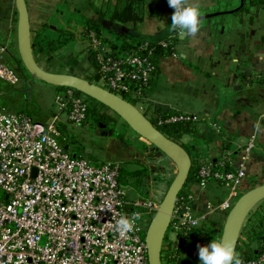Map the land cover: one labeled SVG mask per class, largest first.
<instances>
[{
    "label": "crops",
    "instance_id": "obj_1",
    "mask_svg": "<svg viewBox=\"0 0 264 264\" xmlns=\"http://www.w3.org/2000/svg\"><path fill=\"white\" fill-rule=\"evenodd\" d=\"M188 3L196 6L200 15L216 13L199 19L195 34L170 30L174 9L167 0H137L138 18L125 23L110 18L116 0H26L33 52L39 58L38 64L46 70L73 69L78 75L92 79L97 72L92 55H87L88 27L97 26L100 35L116 45L129 40L158 43L171 37V52L159 59L156 75L138 98L140 108H137L142 112L156 110L191 116L192 130L182 134L179 142L200 161H213L222 152L229 153L234 168L243 169L240 187L246 186L264 174V134L254 127L259 123L264 128V0H188ZM16 18L15 0H0V58L8 65L16 60L15 53L18 55ZM256 75L262 78L255 79ZM23 79L24 85L16 89L15 99L3 106L29 116L35 123H45L57 112L51 103L43 106L33 99L31 113L25 114L27 103L22 102L21 95L32 81L24 76ZM50 86L55 94L57 89ZM58 117L63 130L67 129L66 113L60 111ZM68 136L89 137L86 130L80 134L71 131ZM249 142L253 146L247 149ZM72 143L76 145L71 142L68 148ZM133 143L128 138H102L101 143L84 146L77 152L89 153L99 161L123 162L133 172L130 165L135 164L134 159L117 158L118 154L122 157L128 153L127 147ZM146 148L143 152L160 156L152 147ZM129 177L126 182L130 191H134L132 197L154 191L145 187L140 192L130 184ZM184 187L192 196L190 205L194 214L201 219L192 245L198 263V246L219 240L218 227L223 225L227 212L220 204L233 185L187 180ZM204 223L209 224L206 229Z\"/></svg>",
    "mask_w": 264,
    "mask_h": 264
},
{
    "label": "built area",
    "instance_id": "obj_2",
    "mask_svg": "<svg viewBox=\"0 0 264 264\" xmlns=\"http://www.w3.org/2000/svg\"><path fill=\"white\" fill-rule=\"evenodd\" d=\"M170 39L158 43L172 48ZM86 40L103 87L123 98L141 97L154 77V65L147 57L139 49H112L90 29ZM143 44L144 49L147 43ZM0 81L12 87L20 81L1 58ZM130 81L137 87H130ZM2 95L0 90V264H148L145 232L159 205L155 192L130 197L131 188L119 181L117 161H93L85 152L65 150L69 143L61 141L58 112L66 113L68 124L82 126L88 108L83 95L69 88L60 90L54 98L57 113L42 124L6 109ZM153 117L157 125L193 121L185 114ZM252 146L249 142L247 149ZM196 162L205 183L235 186L243 174V169L234 168L227 152L213 161ZM191 199L184 187L175 201L168 228L176 238L163 242V264L189 261L193 231L201 223L192 211ZM224 207L228 210L230 204ZM251 211L244 228L248 218L253 222L262 216ZM136 214L140 219L131 231L117 228L122 216ZM234 256L240 264H264V250L255 255L235 252Z\"/></svg>",
    "mask_w": 264,
    "mask_h": 264
},
{
    "label": "water",
    "instance_id": "obj_3",
    "mask_svg": "<svg viewBox=\"0 0 264 264\" xmlns=\"http://www.w3.org/2000/svg\"><path fill=\"white\" fill-rule=\"evenodd\" d=\"M16 47L19 61L33 78L55 87L72 89L100 103L113 112L140 139L152 145L155 151L164 154L176 166V173L159 200L146 232L145 243L148 264H163V242L170 224L175 201L183 190L192 168V159L185 147L162 133L151 120L133 103L105 89L100 81H91L74 73L55 72L42 68L36 61L32 42L29 14L26 0H15ZM216 13L199 15L198 19L214 16ZM219 14V13H218ZM68 145H65V150ZM264 199V181L241 193L227 210L220 229L219 240L232 245L235 253L241 227L253 207Z\"/></svg>",
    "mask_w": 264,
    "mask_h": 264
},
{
    "label": "rangeland",
    "instance_id": "obj_4",
    "mask_svg": "<svg viewBox=\"0 0 264 264\" xmlns=\"http://www.w3.org/2000/svg\"><path fill=\"white\" fill-rule=\"evenodd\" d=\"M77 13V12H75ZM80 14V13H78ZM68 16V14H64V17L66 18ZM89 29H93L92 27H88L87 30ZM93 31H95L93 29ZM100 35V34H99ZM101 39L104 41V43L109 44L108 41L102 36ZM110 42V41H109ZM131 42L134 41H122L121 44L117 45V51H121L120 47L122 44H131ZM112 45H116L113 42H110ZM89 41H87V45H86V50H87V55L91 56L93 55V51L89 48ZM56 47V46H54ZM54 49V48H53ZM55 50V49H54ZM51 53L54 54V51H51ZM65 53V52H64ZM57 54V53H56ZM66 54V53H65ZM15 55L17 56L15 59V61H11V64H7L12 70H14L19 76H20V81L14 85L15 87L9 86L6 83L0 81V90L3 92V95L1 97V102L2 104H4L5 106H8V102L9 100L15 99L16 94V89L19 86L24 85V79L23 76L29 80L32 81L31 86L28 85V87H26L27 91L23 92V96L21 95V99L23 103H27V109L29 110H25V114H28V112L31 113L30 107H31V100H39V102L43 105L46 106L48 103H51V107L53 109H55V111H57V106L54 102V98L55 95L57 93H59L60 89H58V87H55L57 89V91L54 93H52V91H50L49 88H51V86L39 79L33 78L31 77L22 67L18 55L15 53ZM82 55V54H81ZM36 61L38 62L39 58L37 56H35ZM91 58V57H90ZM38 59V60H37ZM39 63V62H38ZM6 64V63H5ZM16 64L18 66H16ZM42 66V64L40 65ZM18 67L21 68L22 73L18 71ZM72 72L74 74H77L76 72L73 71V69H71ZM71 70H66V72H69ZM78 75V74H77ZM80 76V75H79ZM5 85V86H4ZM7 87V88H6ZM6 88V89H5ZM25 89V90H26ZM18 90V89H17ZM5 91V94H4ZM18 93V92H17ZM85 100L87 101L88 105H90V101H94L90 98L84 96ZM128 97V99H130V101L138 108H140V102L138 100V98H136L135 95H129L126 96ZM10 98V99H9ZM7 108V107H6ZM8 109V108H7ZM14 111V110H11ZM16 112V111H14ZM149 119H152L153 121V112L151 113V110H146L143 112ZM119 125L115 126L112 130H108L106 128L103 127H99V126H95L91 121L90 122H86L84 124V126H78L75 127L73 125L68 124L67 129L63 130L62 129V125L60 124L59 128L62 132V136H61V141L64 143H71V142H75L76 145H74L73 143L70 145L69 147V152H73V151H79L80 148H84V146L87 147V145H93V144H98L101 143L102 138L106 139V138H112L113 140H121V139H131L133 140V145H129L130 147H127L128 153L126 154H122V157H120L118 154L117 158H121V159H134L135 164H131L130 168L132 171H136L139 170L141 168H144V166L146 167V172L149 173L147 176H143L144 178H142V176L140 177H135V176H130L128 178L130 184H132L133 187H136L135 189L139 190L140 192H142L144 190V188L149 187V188H153L155 191V195L157 197L158 200H160L163 196L164 191L166 190L168 184L170 183L173 175L176 173V166L173 164V162L171 160H169L164 154L160 153L159 151H155L156 153L160 154L159 157H155L154 155H150L147 154L143 151H146V146L152 147V145H150L148 142L140 139L142 142H144V146L139 145L135 140H139L138 136L132 132L122 121H119ZM87 131V134L89 135V137L83 139L81 136L78 138L72 137V136H68L70 134V132H74L76 134H80L81 132ZM184 147L188 148L186 145H184ZM78 148V150H77ZM153 148V147H152ZM87 151V150H86ZM142 152V153H141ZM119 153V152H118ZM145 153V154H144ZM88 155V157L90 156L89 153H86ZM126 155V156H125ZM91 160L93 161H97L99 160V158H95L90 156L89 157ZM160 158V159H159ZM191 159L193 164H195V158L193 155H191ZM100 161H104V160H100ZM153 166V167H152ZM127 180H124V185L128 184L126 182ZM150 181H153L151 184ZM240 181V180H239ZM264 181V174L261 175V177H256L254 179L251 180V182L246 185V186H242L240 187L239 183H237L235 186H233L231 188V190L228 193L227 198L222 201V203L220 204V208L227 211L226 208L224 207V204L229 203L230 207L232 206V204L235 202L236 198L243 192L247 191L248 189L260 184L261 182ZM155 185V186H154ZM186 189V188H185ZM187 190V189H186ZM133 195H132V194ZM128 192V195L130 197L134 196V191H130ZM137 196V195H136ZM135 196V197H136ZM192 208V207H191ZM253 209L255 210V214L259 213V214H263L264 215V199H262L261 201H259L254 207ZM193 211V209H192ZM254 212V211H251ZM194 213V212H193ZM226 214V212H225ZM252 213H250L251 216ZM261 217H255L253 222H251L248 218V222L244 228L245 222L241 227V231L238 237V243H237V247H236V251L238 253H242L244 255H248L251 254L254 249L259 248L261 245L255 240L254 238V234L257 232H261L264 234V216ZM259 219V221H258ZM246 221V220H245ZM258 221V222H257ZM251 222V223H250ZM204 229H206L209 224L204 223ZM222 226V225H221ZM218 227V230L220 231L221 229ZM199 228V227H198ZM198 228L194 229V236L196 238V232L198 230ZM220 234V232H218ZM217 233V234H218ZM218 234V235H219ZM218 237V236H217ZM176 238V235L174 234V232H172L169 228L166 232V236L164 238V241H172ZM195 238L192 239L193 242L195 241ZM217 239V238H216ZM191 240V242H192ZM166 241V242H167ZM193 250V251H192ZM191 255L189 258V261H186V264H198L196 263V259L194 257V249L191 246ZM198 259V258H197Z\"/></svg>",
    "mask_w": 264,
    "mask_h": 264
},
{
    "label": "trees",
    "instance_id": "obj_5",
    "mask_svg": "<svg viewBox=\"0 0 264 264\" xmlns=\"http://www.w3.org/2000/svg\"><path fill=\"white\" fill-rule=\"evenodd\" d=\"M136 3H137V0H116V6H115L114 10L112 11L110 18L112 20H117V21L122 22V23L136 20L138 18V15L135 13ZM94 26H91V27L93 28ZM93 29L95 30L94 32L96 33V35L101 39V36L99 35L100 33H99L97 26H95ZM171 42H173V41L171 40ZM143 43H145V41H134V42H131V44H125L124 43L121 45L120 50L126 52V51H133V50L139 49V51H138L139 54L146 56L148 61L154 65L153 73L155 76L157 69H158L159 59L163 56L170 54L171 48H169V47L164 48L159 43H155V42H146L147 45L143 49V46H144ZM109 45L112 47V49H117V45H112L110 43H109ZM93 61H94L95 67H97V62L95 60H93ZM19 70L22 73L21 68H19ZM69 73H73L72 70L69 71ZM98 79H99V76L97 74L94 78L89 79V80L96 82V81H98ZM130 87L136 88L137 86L135 85V83L133 81H130ZM58 89L62 90L64 88L58 87ZM76 93L80 94L78 92H76ZM124 98L126 100L130 101V99H128V97L124 96ZM89 101H90V98H89ZM89 104L90 105H88V108L86 111V120H85L84 124L86 122L91 121L95 126H99V127L106 128L108 130H112L115 126L120 124L119 121H122L113 112H111L109 109H107L106 107H104L100 103H98L96 101H90ZM153 114H158L161 117H166V116H170L173 114H180V113L162 114V113L154 110ZM150 120L162 133H164L166 136L172 138L173 140H175L177 142H179V137L182 134L188 133L192 130V125H193L192 120H179V121H176L173 123H167V124H162V125H157L155 119H153V121H152V119H150ZM136 142L141 146L145 145L144 142H142L141 140H138ZM185 149L188 151V153L191 156V149L186 148V147H185ZM118 163L120 164L119 181L123 185H124V180L126 179L127 176H131V175L135 176V177L142 176V178H144L143 176L148 175V173L146 172L147 171L146 168H141L139 170L129 172L125 168V165L123 164V162H118ZM199 165H200V163L198 164L196 162V159H195V164H193V162H192V168H191L190 174L188 176V181L189 180H195L198 182H204L205 181L204 178H202L199 175V172H198ZM127 185L128 184H125V186H127ZM254 238L261 246L259 248H257L258 250H256V251L254 250L252 252V254H250V255L258 254V253H260L261 250H264V234L261 232H257L254 234Z\"/></svg>",
    "mask_w": 264,
    "mask_h": 264
},
{
    "label": "clouds",
    "instance_id": "obj_6",
    "mask_svg": "<svg viewBox=\"0 0 264 264\" xmlns=\"http://www.w3.org/2000/svg\"><path fill=\"white\" fill-rule=\"evenodd\" d=\"M167 2L174 9L170 30H178L181 34H195L199 28V9L190 5L188 0H167ZM254 127L258 133L264 134V128L259 123ZM139 219V214L132 217L122 216L117 221V228L122 232L131 231ZM198 257V264H240V261L235 259L232 245L220 240H210L206 245H199Z\"/></svg>",
    "mask_w": 264,
    "mask_h": 264
}]
</instances>
